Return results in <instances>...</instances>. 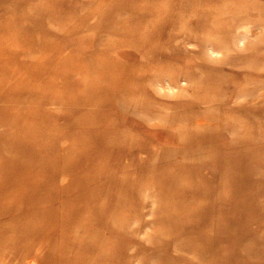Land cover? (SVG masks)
Listing matches in <instances>:
<instances>
[{"label":"rangeland","instance_id":"1","mask_svg":"<svg viewBox=\"0 0 264 264\" xmlns=\"http://www.w3.org/2000/svg\"><path fill=\"white\" fill-rule=\"evenodd\" d=\"M4 263L264 264V0H0Z\"/></svg>","mask_w":264,"mask_h":264},{"label":"bare ground","instance_id":"2","mask_svg":"<svg viewBox=\"0 0 264 264\" xmlns=\"http://www.w3.org/2000/svg\"><path fill=\"white\" fill-rule=\"evenodd\" d=\"M260 28H261V27H260ZM253 30H256V29L254 28ZM260 30H261V29H260ZM255 33H256V32H255ZM258 33H259V32H258ZM248 34H249V33H248ZM241 39H242V38H241ZM239 43H240V41H239ZM206 49H207V48H206ZM207 51H208V50H207ZM216 52H217V51H216ZM217 53H218V52H217ZM214 55H215V54H214ZM216 56H217V55H216ZM155 83H156V82H155ZM259 95H260V94H259ZM252 96H253V95H252ZM261 96H262V95H261ZM244 97H245V96H244ZM252 98H253V97H252ZM236 99H237V98H236ZM236 99H235V100H236ZM238 100H239V99H238ZM236 101H237V100H236ZM248 102H249V101H248ZM122 108H123V107H122ZM132 110H133V109H132ZM132 110H131V111H132ZM198 119H201V118H198ZM201 120H202V119H201ZM193 121H195V120H193ZM199 121H200V120H199ZM201 123H202V122H201ZM184 125H185V124H184ZM143 225H144V224H143ZM144 227H145V226H144ZM143 230H144V229H143ZM143 230H142V231H143ZM7 237H9V235H7ZM7 237H6V238H7ZM8 239H9V238H8ZM36 250H38V249H36ZM5 259H6V258H5ZM29 260H30V259H29ZM5 262H6V260H5ZM7 263H8V262H7ZM30 263H31V262H30ZM4 264H5V263H4Z\"/></svg>","mask_w":264,"mask_h":264}]
</instances>
